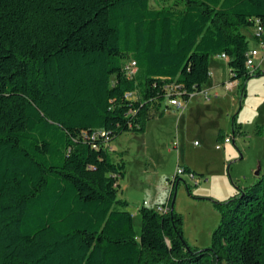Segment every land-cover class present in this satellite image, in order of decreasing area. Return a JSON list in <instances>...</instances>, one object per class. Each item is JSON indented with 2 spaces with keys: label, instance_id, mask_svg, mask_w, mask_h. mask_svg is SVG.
Instances as JSON below:
<instances>
[{
  "label": "trees",
  "instance_id": "obj_1",
  "mask_svg": "<svg viewBox=\"0 0 264 264\" xmlns=\"http://www.w3.org/2000/svg\"><path fill=\"white\" fill-rule=\"evenodd\" d=\"M263 22L264 0H0V264H264V163L209 199L220 220L201 250L171 208L176 176L168 211L144 203L136 235L109 153L200 93L213 57L244 95L264 73L246 68L242 29Z\"/></svg>",
  "mask_w": 264,
  "mask_h": 264
},
{
  "label": "rangeland",
  "instance_id": "obj_2",
  "mask_svg": "<svg viewBox=\"0 0 264 264\" xmlns=\"http://www.w3.org/2000/svg\"><path fill=\"white\" fill-rule=\"evenodd\" d=\"M253 32L254 28L242 29L250 48L255 46ZM220 65L218 76L224 89L217 99L209 97L213 100L210 107L201 106L199 113L195 108L183 113L165 102L163 115L150 119L144 133H124L110 144L112 160L124 163L118 199L128 203L126 211L133 217L137 236L141 227L138 209L144 203L148 207L163 205L170 192L168 180L175 176L178 167L186 166L196 175L193 179L185 173L178 176L173 209L182 218L186 243L201 250L210 247L212 232L220 220L211 200L224 201L235 193L236 187L245 188L257 181L255 173L264 163V76L248 80L245 98L239 87L227 88L228 65ZM198 94L193 95L191 104L202 102V95ZM232 118L241 125L244 136L232 135ZM219 129L231 139L220 150L216 149L222 144L217 141ZM187 187L193 196L203 199L190 197Z\"/></svg>",
  "mask_w": 264,
  "mask_h": 264
},
{
  "label": "crops",
  "instance_id": "obj_3",
  "mask_svg": "<svg viewBox=\"0 0 264 264\" xmlns=\"http://www.w3.org/2000/svg\"><path fill=\"white\" fill-rule=\"evenodd\" d=\"M253 33H252V35H253ZM252 41H253L254 45L257 47V44L253 40V38H252ZM255 46L250 48V49H256ZM211 62H213V64ZM220 63H225L227 65V60L225 58H222V57H213L210 60V79L207 82V84L202 88V91L198 94V95H202V98H203L202 102L200 103L198 101V103L195 102V103L191 104V101L194 99V96L192 95V96H190L189 100L185 104H183L179 100L182 103V108L179 110H182V112L184 113L187 110L195 108L196 112L199 113V109L201 108V106L210 107V105L213 101V100H209V97L211 95L213 96L212 99H214V100L220 96L219 93H221V90L224 89V87H223L224 82L222 80H219V76H218L219 70L221 69ZM255 66L259 72L264 73V57L263 58H257L255 60ZM228 71H229V69H228ZM225 72L227 73V71H225ZM261 77H263V76H261ZM227 78H229L228 75H227ZM255 79H259V77H255ZM226 84H227V88L230 90L234 89L235 86L239 87V85H240L239 81H234V82L227 81ZM263 88H264V85H263ZM245 89L249 90V81H248V83H246ZM246 94L247 93L245 92L244 93L245 98H247V96H248V95L246 96ZM169 108H170V106H169ZM176 110L178 111V109H176ZM230 129L232 130V123L230 125ZM227 137H228V135H226V133L223 129L218 130L217 141H220V142L222 141V143H223V140ZM221 145H223V144H221ZM259 166H261V165H259ZM169 188H170L169 195L167 198H165L166 200L163 204L167 203V201L169 200L170 193H171V187L169 186Z\"/></svg>",
  "mask_w": 264,
  "mask_h": 264
},
{
  "label": "built area",
  "instance_id": "obj_4",
  "mask_svg": "<svg viewBox=\"0 0 264 264\" xmlns=\"http://www.w3.org/2000/svg\"><path fill=\"white\" fill-rule=\"evenodd\" d=\"M253 35L255 36V42L257 44V49H250L247 53V59H246V68L248 69V71L250 72V75H254L256 72V66H255V60L257 58H263L264 57V22L261 25H257L254 28V33ZM222 58H224V56H222ZM131 67H134V63L131 64ZM168 105L171 107H175L176 109H181L182 108V103L179 101V99H174V100H170L168 101ZM231 139L230 138H225L223 140V143H230ZM222 148V145H218L216 147V149L220 150ZM184 174L182 171L181 167H178V170L175 174L176 177L180 176ZM189 175V178L193 179L194 176ZM172 180H174V177L172 178ZM172 187V184H170ZM157 209L160 212H167L168 211V207L167 205H162V206H157Z\"/></svg>",
  "mask_w": 264,
  "mask_h": 264
},
{
  "label": "water",
  "instance_id": "obj_5",
  "mask_svg": "<svg viewBox=\"0 0 264 264\" xmlns=\"http://www.w3.org/2000/svg\"><path fill=\"white\" fill-rule=\"evenodd\" d=\"M260 172H261V166H259L258 167V170H257V172L255 173V175L258 177L259 176V174H260ZM179 182V181H178ZM177 182V183H178ZM172 188V187H171ZM173 203H174V201L172 202V205H171V208L173 209ZM162 206V205H161Z\"/></svg>",
  "mask_w": 264,
  "mask_h": 264
}]
</instances>
